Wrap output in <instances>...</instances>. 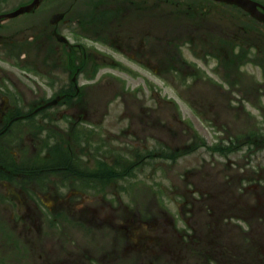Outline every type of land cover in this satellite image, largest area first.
I'll return each instance as SVG.
<instances>
[{"label": "rangeland", "instance_id": "obj_1", "mask_svg": "<svg viewBox=\"0 0 264 264\" xmlns=\"http://www.w3.org/2000/svg\"><path fill=\"white\" fill-rule=\"evenodd\" d=\"M1 1L2 14L18 5ZM234 5L239 8L217 5L213 12L226 27L243 28L230 30L239 37L226 41L212 27L214 33L196 38L213 56L190 57L194 81L101 77L106 70L91 77L88 70L75 80L83 90L66 101L70 109L8 112V119H22L0 137V264H179L182 251L162 249L175 247L170 238L192 223L203 238L178 247L190 253L182 264H260L264 24L246 19V10ZM204 7L210 12L207 1ZM231 16L237 25H229ZM23 20L1 19L0 29L10 32ZM179 30L186 27L166 35ZM247 41L252 47L244 46ZM16 56L21 59L20 50L2 39L0 97L7 103L23 108L70 87L66 71L47 78L22 68ZM249 132L252 138L242 137ZM136 151L141 158L133 157ZM71 197L77 199L72 209ZM59 200L68 204L58 206ZM160 211L168 218L160 219ZM166 218L176 221L172 230ZM88 250L91 260L81 255Z\"/></svg>", "mask_w": 264, "mask_h": 264}, {"label": "flooded vegetation", "instance_id": "obj_2", "mask_svg": "<svg viewBox=\"0 0 264 264\" xmlns=\"http://www.w3.org/2000/svg\"><path fill=\"white\" fill-rule=\"evenodd\" d=\"M3 1L6 3V0L1 2ZM33 1L14 0V3H18L15 9ZM206 1L211 6L210 12L204 7ZM217 5L220 6L211 0H38L28 12L14 18L27 19L21 27L10 32L0 29V41L7 39L16 47V53L20 50L22 56L19 61L25 69L36 68L40 74H46L47 78L66 71L70 87H59L61 92L49 99H45V96L31 99L23 108L17 107L18 103L15 102L7 103V97H0L2 132L7 133L10 125L22 117L18 115L8 119V112L31 108L32 112H50L58 106L70 109L72 104L66 101L76 99L83 90L77 87L75 80L88 70L91 77L104 69L106 71L101 77L132 80L159 77L183 80L188 75H196L193 72L195 68L189 64V58L195 59L200 55L205 57L207 53L199 47L196 38L201 40L207 36L206 32L214 33L212 27L214 31L216 28L222 31L227 40L238 38L236 32L230 33L231 31L221 29L215 23L213 17L218 21L223 18L219 11L213 12ZM231 18L230 26L236 25L235 17ZM182 27H186V31L179 30L175 35H166L171 30L174 32L175 28ZM13 41L16 42L12 43ZM16 58L19 59L17 56ZM36 63L40 67L35 66ZM110 69H116L118 73L109 75ZM177 92L174 89V93ZM59 116L63 117V114L60 113ZM43 119L51 118L44 116ZM89 124L93 126V122ZM77 138L80 136L77 135ZM134 154V158H141L140 151ZM187 212L190 213L189 210ZM192 225H188L192 235L173 236L170 239L175 247L169 245V248L162 249L165 253L182 251L178 258L179 264L185 259L189 260L190 253L180 249L184 240L188 239V245H197L203 238L197 234L195 226L191 228ZM213 236L218 238L216 234ZM142 240L147 241V238ZM193 249L192 253L199 251L198 248ZM106 252L107 250L102 254H109ZM81 255L91 260L94 254L88 250ZM262 255L264 258V252ZM218 260L221 261L220 258Z\"/></svg>", "mask_w": 264, "mask_h": 264}, {"label": "water", "instance_id": "obj_3", "mask_svg": "<svg viewBox=\"0 0 264 264\" xmlns=\"http://www.w3.org/2000/svg\"><path fill=\"white\" fill-rule=\"evenodd\" d=\"M219 1L227 2V3H231V4H237L241 8H243L244 10L249 12L253 17H255L256 19H258L264 23V13H259L255 8V4L249 0H219ZM29 8H30V6L22 7L20 9H18L17 11L7 15V17H14L20 13H23V12L29 10Z\"/></svg>", "mask_w": 264, "mask_h": 264}, {"label": "bare ground", "instance_id": "obj_4", "mask_svg": "<svg viewBox=\"0 0 264 264\" xmlns=\"http://www.w3.org/2000/svg\"><path fill=\"white\" fill-rule=\"evenodd\" d=\"M77 178H78V180H82L81 177H79V176Z\"/></svg>", "mask_w": 264, "mask_h": 264}]
</instances>
